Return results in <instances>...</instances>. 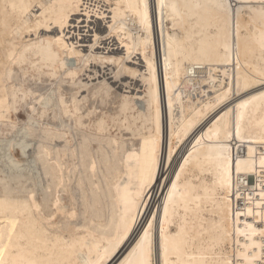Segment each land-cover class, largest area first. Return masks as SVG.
Segmentation results:
<instances>
[{"label":"bare ground","instance_id":"6f19581e","mask_svg":"<svg viewBox=\"0 0 264 264\" xmlns=\"http://www.w3.org/2000/svg\"><path fill=\"white\" fill-rule=\"evenodd\" d=\"M5 133L0 264H264V0H0Z\"/></svg>","mask_w":264,"mask_h":264},{"label":"rangeland","instance_id":"374dc122","mask_svg":"<svg viewBox=\"0 0 264 264\" xmlns=\"http://www.w3.org/2000/svg\"><path fill=\"white\" fill-rule=\"evenodd\" d=\"M15 141L14 144H27L28 147V151H27V156H26V160L27 162L31 163L33 165V152H34V141L30 140L28 137H25V132L24 131H18L17 134L14 137ZM11 140V136L8 134L6 135V133L4 135L0 134V145H2L3 150L5 151V155L6 158H11L12 155L11 153L8 151L7 153V149L9 147V142ZM34 173H36V170L32 167ZM255 182V179L251 176L248 179V183L250 185H253ZM126 189H129V187H125ZM133 240V239H132Z\"/></svg>","mask_w":264,"mask_h":264}]
</instances>
